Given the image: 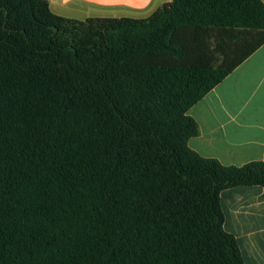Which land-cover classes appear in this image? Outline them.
Wrapping results in <instances>:
<instances>
[{
  "label": "trees",
  "instance_id": "16d2710c",
  "mask_svg": "<svg viewBox=\"0 0 264 264\" xmlns=\"http://www.w3.org/2000/svg\"><path fill=\"white\" fill-rule=\"evenodd\" d=\"M262 43V0H0V264H244L220 193L264 161L199 155L187 111Z\"/></svg>",
  "mask_w": 264,
  "mask_h": 264
},
{
  "label": "crops",
  "instance_id": "0c3cea01",
  "mask_svg": "<svg viewBox=\"0 0 264 264\" xmlns=\"http://www.w3.org/2000/svg\"><path fill=\"white\" fill-rule=\"evenodd\" d=\"M170 1L48 0L54 13L79 20L144 18ZM187 113L199 127V133L187 143L199 155L224 165L264 161V43L190 106ZM220 200L223 228L235 236L244 264H264V187L226 188Z\"/></svg>",
  "mask_w": 264,
  "mask_h": 264
},
{
  "label": "rangeland",
  "instance_id": "374dc122",
  "mask_svg": "<svg viewBox=\"0 0 264 264\" xmlns=\"http://www.w3.org/2000/svg\"><path fill=\"white\" fill-rule=\"evenodd\" d=\"M55 11L60 12V10H55Z\"/></svg>",
  "mask_w": 264,
  "mask_h": 264
}]
</instances>
